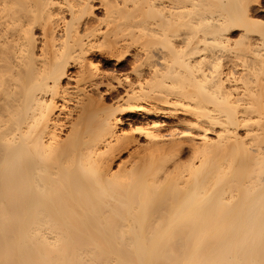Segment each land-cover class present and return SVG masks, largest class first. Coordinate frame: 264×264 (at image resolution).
Masks as SVG:
<instances>
[{
  "label": "bare ground",
  "instance_id": "1",
  "mask_svg": "<svg viewBox=\"0 0 264 264\" xmlns=\"http://www.w3.org/2000/svg\"><path fill=\"white\" fill-rule=\"evenodd\" d=\"M0 264H264V0H0Z\"/></svg>",
  "mask_w": 264,
  "mask_h": 264
}]
</instances>
